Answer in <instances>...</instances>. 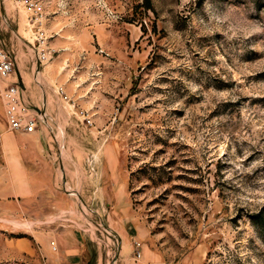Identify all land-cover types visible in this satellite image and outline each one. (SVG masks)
Here are the masks:
<instances>
[{"label":"rangeland","instance_id":"1","mask_svg":"<svg viewBox=\"0 0 264 264\" xmlns=\"http://www.w3.org/2000/svg\"><path fill=\"white\" fill-rule=\"evenodd\" d=\"M37 1L0 0V141L44 143L57 182L0 198V264H49L57 237L84 264H264V0Z\"/></svg>","mask_w":264,"mask_h":264},{"label":"crops","instance_id":"2","mask_svg":"<svg viewBox=\"0 0 264 264\" xmlns=\"http://www.w3.org/2000/svg\"><path fill=\"white\" fill-rule=\"evenodd\" d=\"M25 135H30L26 134ZM29 137V136H23ZM32 143V144H30ZM7 142L0 141V177L12 176L13 167H17L15 174L25 178L20 184H0V198L24 199L28 197H51L50 189H54L56 179L51 180L53 170H50L44 143L39 142ZM35 151H40L36 156ZM31 163L34 164L32 171ZM28 177V179H26ZM17 182V181H16ZM3 192V193H2ZM55 251L49 247L47 240L42 243V253L49 264H62L71 261L72 264H84L86 246L81 241L73 240L70 245L64 244L60 237L56 238Z\"/></svg>","mask_w":264,"mask_h":264},{"label":"built area","instance_id":"3","mask_svg":"<svg viewBox=\"0 0 264 264\" xmlns=\"http://www.w3.org/2000/svg\"><path fill=\"white\" fill-rule=\"evenodd\" d=\"M25 1L31 10L36 12L40 11L41 6L39 1ZM40 36L42 37V35ZM46 57L47 55L43 53L42 58L46 59ZM15 73V57L0 38V79L11 81L15 77ZM1 97L5 106V119L8 128L26 134L35 132L38 119L31 111L29 104L23 100L21 87L18 81L5 84L1 91ZM81 113L83 114V112ZM138 256H140V253Z\"/></svg>","mask_w":264,"mask_h":264},{"label":"trees","instance_id":"4","mask_svg":"<svg viewBox=\"0 0 264 264\" xmlns=\"http://www.w3.org/2000/svg\"><path fill=\"white\" fill-rule=\"evenodd\" d=\"M150 8H151V4L148 5V9H150Z\"/></svg>","mask_w":264,"mask_h":264}]
</instances>
